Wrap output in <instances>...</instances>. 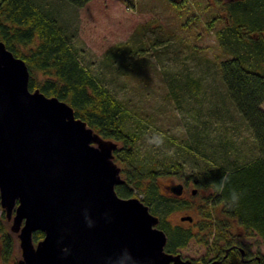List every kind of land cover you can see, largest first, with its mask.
Here are the masks:
<instances>
[{
    "label": "trees",
    "instance_id": "obj_1",
    "mask_svg": "<svg viewBox=\"0 0 264 264\" xmlns=\"http://www.w3.org/2000/svg\"><path fill=\"white\" fill-rule=\"evenodd\" d=\"M67 1L81 7L90 0ZM226 9L225 24L217 35L224 51L231 55L220 60L221 74L257 145L255 154L247 159L236 155L229 160L224 154L221 161L208 160L199 172L202 178L198 184L210 191L199 204L168 192V185L164 189L159 183V177L168 174V169L182 177L180 160L165 163L148 157L143 163L136 161V143L144 132L143 123L134 118L97 72L83 63L56 13L40 6L37 0H0V39L26 61L30 89L40 88L47 95L67 101L95 131L118 142L114 160L121 166L125 181L116 185V190L125 197L142 194L141 199L159 216L158 226L167 233V251L177 253L194 238L207 247L206 257L213 254L221 258L229 247L219 264H264L260 247L264 244V0H234ZM222 16L209 20V25ZM121 51L120 46H113L103 61L111 64ZM197 83L191 82L194 91ZM204 137L200 131L195 132L192 139L184 142L185 151L207 155ZM224 171L231 174V182L222 193H215L210 182L219 181ZM232 189L242 196L238 206L229 208L226 201ZM198 194L199 191L192 195ZM191 208L197 216L196 219L194 213L188 212L194 217V225L185 226L170 218L174 211ZM5 219L0 202V256L8 264L16 255L17 237ZM43 236L40 229L33 233L35 242ZM240 236L258 238L253 243ZM253 244L257 245L254 250Z\"/></svg>",
    "mask_w": 264,
    "mask_h": 264
},
{
    "label": "rangeland",
    "instance_id": "obj_2",
    "mask_svg": "<svg viewBox=\"0 0 264 264\" xmlns=\"http://www.w3.org/2000/svg\"><path fill=\"white\" fill-rule=\"evenodd\" d=\"M233 1L90 0L77 7L67 0H37L56 13L83 63L97 72L134 118L143 123L136 161L143 163L148 157L165 163L180 160L182 177L168 169L159 183L166 189L176 180L187 179L183 198L195 204L201 203L210 190L200 187L199 194L192 195L189 170L199 173L208 160L221 161L224 154L229 160L236 155L250 158L257 145L221 74L220 60L231 53L224 51L217 33L225 24L226 7ZM220 14L223 16L209 25L208 21ZM113 46H120L122 51L111 64L105 63V53ZM193 80L198 81L195 91L191 88ZM197 131L205 135L207 155L185 151L184 142ZM153 133L163 134L162 147L146 143L145 137ZM188 212L197 219L193 208L174 211L170 218L185 226L194 225L180 219ZM5 221L9 228L12 221ZM256 238L242 237L253 243ZM256 246L253 244L252 249ZM260 247L264 251V244ZM15 251L8 264L22 257L18 237ZM179 252L183 257L198 259L206 254L207 247L193 238ZM0 263L4 264L1 256Z\"/></svg>",
    "mask_w": 264,
    "mask_h": 264
},
{
    "label": "water",
    "instance_id": "obj_3",
    "mask_svg": "<svg viewBox=\"0 0 264 264\" xmlns=\"http://www.w3.org/2000/svg\"><path fill=\"white\" fill-rule=\"evenodd\" d=\"M29 77L26 61L0 39V202L19 239L17 264H115L125 249L134 264H187L165 249L167 233L149 205L118 194L125 181L114 160L118 142L67 101L30 89ZM167 188L181 195L184 183ZM197 191L192 186L191 194ZM38 229L44 236L35 242Z\"/></svg>",
    "mask_w": 264,
    "mask_h": 264
},
{
    "label": "clouds",
    "instance_id": "obj_4",
    "mask_svg": "<svg viewBox=\"0 0 264 264\" xmlns=\"http://www.w3.org/2000/svg\"><path fill=\"white\" fill-rule=\"evenodd\" d=\"M146 143L154 146L156 148H160L164 144V136L162 133H153L150 136H146ZM189 175H195L196 178H202V174L194 172V170L188 171ZM231 182V174L228 171H224L220 176L219 181H211V190L215 193H222L225 187ZM242 193L232 189L229 193V197L226 201V206L229 208L236 207L239 205L241 200ZM85 220L89 227L93 226V221L89 217L87 210L84 212ZM129 262H133V258L131 254L125 249L121 254L115 257V264H129ZM134 264V262H133Z\"/></svg>",
    "mask_w": 264,
    "mask_h": 264
},
{
    "label": "flooded vegetation",
    "instance_id": "obj_5",
    "mask_svg": "<svg viewBox=\"0 0 264 264\" xmlns=\"http://www.w3.org/2000/svg\"><path fill=\"white\" fill-rule=\"evenodd\" d=\"M183 179V178H182ZM179 181H182L183 183H184V191H183V193L181 194V195H178L179 197H183V195L185 194V191H186V182H185V180L183 179V180H176V181H174V183L175 182H179ZM173 184V183H172ZM169 185H171V184H169ZM193 186H197L198 187V191L200 190V186H199V184L198 183H193ZM169 192H171L170 190H169ZM233 246H237V244H232ZM229 250V247L228 248H226V250H225V255H223L221 258H219V257H214V255L213 254H211V255H209V256H205V255H203V256H201V257H199L198 259H192V258H186V257H184L185 259H188V263L187 264H211V262H213V261H215V263L214 264H219L221 261H222V259H224V257L225 256H227V254H228V251ZM207 253V252H206ZM244 254L245 253H241V259L242 260H244ZM206 258V259H205Z\"/></svg>",
    "mask_w": 264,
    "mask_h": 264
}]
</instances>
